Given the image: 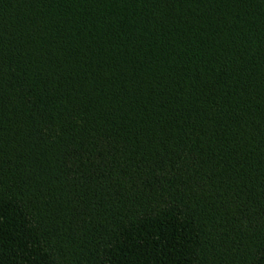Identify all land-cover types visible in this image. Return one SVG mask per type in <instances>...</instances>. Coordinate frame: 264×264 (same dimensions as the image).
I'll return each instance as SVG.
<instances>
[{
    "label": "trees",
    "instance_id": "trees-1",
    "mask_svg": "<svg viewBox=\"0 0 264 264\" xmlns=\"http://www.w3.org/2000/svg\"><path fill=\"white\" fill-rule=\"evenodd\" d=\"M0 264H264V0H0Z\"/></svg>",
    "mask_w": 264,
    "mask_h": 264
}]
</instances>
